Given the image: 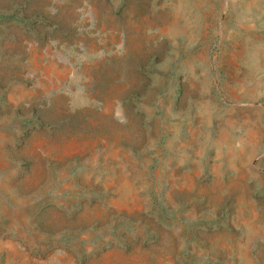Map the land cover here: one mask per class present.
Instances as JSON below:
<instances>
[{
    "label": "rangeland",
    "instance_id": "obj_1",
    "mask_svg": "<svg viewBox=\"0 0 264 264\" xmlns=\"http://www.w3.org/2000/svg\"><path fill=\"white\" fill-rule=\"evenodd\" d=\"M0 264H264V0H0Z\"/></svg>",
    "mask_w": 264,
    "mask_h": 264
},
{
    "label": "trees",
    "instance_id": "obj_2",
    "mask_svg": "<svg viewBox=\"0 0 264 264\" xmlns=\"http://www.w3.org/2000/svg\"><path fill=\"white\" fill-rule=\"evenodd\" d=\"M13 18L16 19L17 21H20V22H27L28 21V17L24 14H18V13H15L13 14Z\"/></svg>",
    "mask_w": 264,
    "mask_h": 264
}]
</instances>
